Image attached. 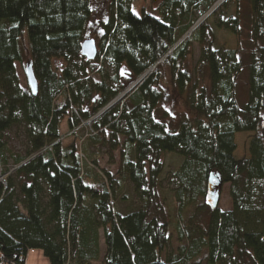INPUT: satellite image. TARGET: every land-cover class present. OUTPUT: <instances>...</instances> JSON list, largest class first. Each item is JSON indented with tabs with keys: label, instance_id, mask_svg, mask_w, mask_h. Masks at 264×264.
<instances>
[{
	"label": "trees",
	"instance_id": "1",
	"mask_svg": "<svg viewBox=\"0 0 264 264\" xmlns=\"http://www.w3.org/2000/svg\"><path fill=\"white\" fill-rule=\"evenodd\" d=\"M132 2L110 0L98 56L88 61L81 49L92 0H0V264H25L30 251L50 264H264V0H248L246 16L237 5L217 21L238 42L219 50L209 23L192 31L219 1L161 0L159 16L136 14ZM26 61L37 96L17 75ZM161 84L190 113L178 124L160 113ZM12 132L23 136L24 152L10 147ZM239 134H252L249 158L235 157ZM103 151L118 154L116 174L101 170ZM173 154L183 159L171 193L186 245L165 260L171 225L160 191L163 159ZM212 175L229 185L232 210L217 207L193 225L208 206ZM127 183L136 203L117 209Z\"/></svg>",
	"mask_w": 264,
	"mask_h": 264
},
{
	"label": "rangeland",
	"instance_id": "2",
	"mask_svg": "<svg viewBox=\"0 0 264 264\" xmlns=\"http://www.w3.org/2000/svg\"><path fill=\"white\" fill-rule=\"evenodd\" d=\"M220 0H217V2ZM110 0H92V5L94 9V16L88 29L87 40H94L99 45L100 39L103 35L101 28V23L106 21L108 18V7ZM161 0H133L132 9L136 14H140L142 10H145L155 16L158 15V9ZM216 2V3H217ZM219 3V2H218ZM217 3V4H218ZM239 5L242 10V14L246 16L248 14V0H239L236 2L232 0H224L220 7L215 10L212 15L203 21L198 28L210 24L213 27V32L215 36V49L224 48H235L237 46V40L227 31L217 30L216 23L220 19L227 20L230 15H234L235 6ZM224 6H226L224 8ZM204 16H197V22L201 21ZM245 27V26H244ZM243 27V28H244ZM243 36L239 38V44L244 49L243 53L247 54L248 50L251 48L248 33L244 32ZM200 56V49L198 45H195L193 55L188 59V68L193 71L198 63ZM57 67H61L62 64L56 63ZM28 65L27 61L24 64H17V75L21 86L24 89H28L27 77L25 74V68ZM205 69L201 67V73L204 74ZM128 90V89H127ZM161 92L164 94L163 102L160 105V113L166 114V121L168 124L174 123L178 124L184 117H189L190 113L185 108L182 100L177 96L175 91L168 84H161ZM125 92V91H124ZM123 92V93H124ZM122 93V94H123ZM247 74L244 73L238 82L237 96L241 104L245 103L247 100ZM63 134H68L67 127L64 124ZM18 134V135H17ZM10 147L17 153L24 152L25 140L20 133L12 132L8 135ZM252 134H241L237 136V151L235 157L237 159L249 158V145L251 141ZM67 141H72V137L69 135ZM92 152V151H91ZM107 151H103V155L99 159V166L101 170L116 174L118 169L119 156L115 153L112 158L107 155ZM164 163L166 166V172L164 180L162 182V190L160 191L161 204L168 208V221L171 225L169 230V246L165 253V260L173 259L178 256L179 249L185 246L186 243L179 242L178 235L176 232V223L179 221V205L172 198V191L175 189V180L173 179V174L177 168L182 163L183 159L178 155H167L164 157ZM217 191L219 192V198L217 201V207L221 212H229L232 210V202L229 196V185L220 186ZM123 198H126V204L123 203ZM136 198L133 189L130 184H124L121 192L117 196V200L114 205L117 209H123L125 206L136 203ZM167 204V205H165ZM213 208L211 206L210 200H208V206L206 210L200 214L193 222V225H205L211 215Z\"/></svg>",
	"mask_w": 264,
	"mask_h": 264
},
{
	"label": "water",
	"instance_id": "3",
	"mask_svg": "<svg viewBox=\"0 0 264 264\" xmlns=\"http://www.w3.org/2000/svg\"><path fill=\"white\" fill-rule=\"evenodd\" d=\"M214 7H213V9H214ZM213 9L205 16L206 19L210 15H212ZM199 22L200 21H198V23L194 26L192 31H194L196 28L199 27V25H198ZM81 53H82V57H84L88 61H94L97 58V56H98V45H97L96 41H94V40H86L83 43V45H82ZM25 74H26V77H27L28 88H29L30 92L34 96H37V94H38V82H37L36 76H35V74L33 72L32 66L30 64H28L26 66ZM142 79L138 80L136 83H134L132 86H130L127 91H125L121 96H119L110 105H108L99 115L103 114L104 112H106L110 108H112L115 105H117L128 93H130L140 83V81ZM220 186H221V181L219 179V176L218 175H212L211 178H210V197H209V200L211 202V206H212L213 209H216L217 206H218L217 205V201H218V198H219V192L217 191V189Z\"/></svg>",
	"mask_w": 264,
	"mask_h": 264
},
{
	"label": "crops",
	"instance_id": "4",
	"mask_svg": "<svg viewBox=\"0 0 264 264\" xmlns=\"http://www.w3.org/2000/svg\"><path fill=\"white\" fill-rule=\"evenodd\" d=\"M241 135V134H239ZM237 135V136H239ZM236 136V138H237ZM101 249H102V255L105 252V243L104 240H101ZM25 264H50L49 261L44 257L43 253L40 251H30L28 253V256L26 258ZM101 264V262L96 263Z\"/></svg>",
	"mask_w": 264,
	"mask_h": 264
},
{
	"label": "bare ground",
	"instance_id": "5",
	"mask_svg": "<svg viewBox=\"0 0 264 264\" xmlns=\"http://www.w3.org/2000/svg\"><path fill=\"white\" fill-rule=\"evenodd\" d=\"M223 1H224V0H220L219 3L216 4V6H215L214 9H213V12H214L215 10H217V9L220 7V5L223 3ZM205 19H206V17H204V18L199 22L198 25L202 24L203 21H204Z\"/></svg>",
	"mask_w": 264,
	"mask_h": 264
},
{
	"label": "built area",
	"instance_id": "6",
	"mask_svg": "<svg viewBox=\"0 0 264 264\" xmlns=\"http://www.w3.org/2000/svg\"><path fill=\"white\" fill-rule=\"evenodd\" d=\"M89 123H91V121Z\"/></svg>",
	"mask_w": 264,
	"mask_h": 264
}]
</instances>
